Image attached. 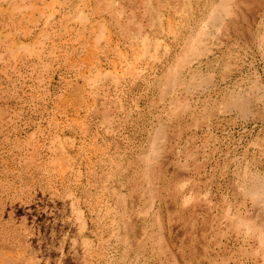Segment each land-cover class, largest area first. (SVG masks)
Wrapping results in <instances>:
<instances>
[{"label":"rangeland","instance_id":"374dc122","mask_svg":"<svg viewBox=\"0 0 264 264\" xmlns=\"http://www.w3.org/2000/svg\"><path fill=\"white\" fill-rule=\"evenodd\" d=\"M142 1L116 4L130 14L133 32L140 22L151 36L156 48L146 50L95 0H76L74 10L66 0L0 1V240L15 249L13 264L264 259L262 251L250 252L260 245L258 234L246 235L231 220L239 212L264 222L238 182L264 178V0L220 37L214 61L229 63L226 77L220 63L212 70L214 88L187 97L192 104L215 101L237 82L254 81V113L221 110L208 119L200 115L197 125L188 115L170 121L162 113L156 78L179 50L182 38L173 30L186 13L199 14L206 0H159L162 13L153 28ZM18 44L27 46L15 55ZM160 123L168 138L163 158L150 163L148 193L138 154ZM154 246L164 253L157 257Z\"/></svg>","mask_w":264,"mask_h":264},{"label":"bare ground","instance_id":"6f19581e","mask_svg":"<svg viewBox=\"0 0 264 264\" xmlns=\"http://www.w3.org/2000/svg\"><path fill=\"white\" fill-rule=\"evenodd\" d=\"M0 1H6L8 3H11V2L15 3L16 0H0ZM48 1H50V0H48ZM95 1L97 2V4L100 7H103V8L105 7L104 10H106L108 13H110L112 15V19L114 21H116V22L118 21L119 26H121V25L127 26L129 33L131 32L130 34L134 36L133 38L135 40L137 38H139L138 41L142 43L145 50L147 47H152V46L154 48H156V45H154L153 42L151 41V39L149 38L151 36H149L148 33L146 34V32H145V34H143L144 32L142 33V29H141L142 25L140 22H139V26H138L139 28L138 27H137L138 29L136 28L137 31L133 32V29L129 27V25L131 23V18L129 16L130 14L123 7L117 8V4H116L117 0L116 1L115 0H95ZM177 1L182 2V0H177ZM52 2H54V0H52ZM57 2H59V1H57ZM66 2H67V6H69L72 10H74L75 7L77 8V6L79 5L76 2V0H66ZM72 2H74L76 4H74ZM142 3H143V8H144L143 14L146 16H148V15L150 16L151 27L152 28L157 27V20L159 18L160 11H161V8L163 6L162 5L163 2L160 3L159 0H155L154 2H153V0H143ZM261 3H262V0H206L202 4L201 12L199 14H197L195 17L193 14L186 13L187 17L182 18L183 19L182 23L179 24L178 27L175 28L172 32V34H175L176 39H178L180 37L182 38V41L180 42V44H178L179 47H177L179 50L176 51L177 53L174 54L175 56H173L170 59V61L167 60L168 62L166 63L167 66H166L165 71L162 72L160 75H158L156 78V83L158 85V90L160 93L159 94L160 97H158V98L160 99V101H163L162 113L164 115H166L170 121L176 120L177 118H179L185 114V115L190 116L193 119L194 124L197 125L198 121H199L198 117L200 115H202L203 118L208 119V118H210V116L213 113L219 112L221 110H226V109L235 110V111H238V112L243 113L245 115L246 114L249 115L250 112H252V114L254 113L253 112L254 110L252 111V107H251V103H252L251 93H252V88L254 87V84H255L254 81H253V83L249 82L248 83L249 85H246V86H243L239 82H237L235 85L233 84L234 85L233 87L228 88L227 90H225L223 92L221 91L222 92V93L220 92L221 96L218 97V95H217V97L219 99L217 98V100H215V101H209L208 100L205 102V100L207 99V97H206V98H203L204 102L199 103L198 102L199 99L198 100L196 99L197 103L192 104L191 100H188L187 97L190 95H193L194 92H196L198 90L207 89V91H208V88H214L212 86L214 85V73L215 72L212 70L213 69L216 70L214 67L220 65V63H221V60L219 62L214 61L217 57L216 56V54H217L216 50L218 48V45H221V42H222L220 40L221 35H229L231 33L234 25H236L235 21L237 19H239L240 17H242V20L248 19L247 17L249 16V14L250 15L252 14V13H250V10L254 9L255 5L256 6L262 5ZM124 4H125V2H124ZM100 7H98V8H100ZM16 9H17V7H16ZM184 9H186V8H184ZM257 10H259V9H257ZM257 10H256V12H257ZM161 13H162V11H161ZM174 13H175V11H174ZM50 17L51 16H48V18H50ZM134 22H136V20ZM160 26H161V29L163 32L164 31L167 32L165 27L161 23H160ZM260 26L262 29H264V12H263V16L261 17V20H260ZM123 28H126V27L123 26ZM155 30H156V28H155ZM262 32H264V31H262ZM130 34H127V35H130ZM262 37L264 38V34H262ZM233 41H234V39H233ZM20 44H22V43H20ZM26 46L27 45H19L18 44V45H16V47H13L12 53L14 52L16 55V53H18V51H19V48L25 49ZM221 46H223V45H221ZM220 48H219V50H220ZM1 55H2V53H1ZM1 55H0V58H1ZM227 55H228V53L225 54L226 57H227ZM228 66H229V63L226 61L221 63L219 71H221L222 76H224V77H226L225 75H227V73L230 71V70H228ZM208 68H211V70L208 71ZM245 83H247V82H245ZM183 93L186 96V98H183V97L180 98V96L183 95ZM202 93H203V91H202ZM226 112H228V111H226ZM165 129L166 128H164L162 123H160L156 127H154L153 130L150 132L149 136H147L146 141L148 140V144L147 145L145 144L141 153L138 154V159H142L140 161L143 162L145 165L143 168V165L141 164L143 172L141 173L142 176L139 175L140 177H142L141 180H143L142 188H143L144 192L149 193L152 190V181H151L150 172H149L150 163L152 161L155 162L156 159L163 158V155H162L163 153H162L161 149L163 148V143L168 138V135L166 134ZM256 144H257V142H256ZM249 175L251 176L252 174H249ZM253 176L254 177H251V178L248 176L249 177L248 181H245L243 179H242V181H238L239 185H240L239 187L243 186L242 187L243 190L240 189L243 192L242 194L245 195V198L247 197L250 199L251 204L254 205V207L259 209V213H258L257 212L258 210L256 208H254V209H256V214L262 215V213H260V212L263 211V214H264V178H262L261 176L260 177H257V176L255 177V175H253ZM137 182H138V180H137ZM156 182H157V180H156ZM240 182L242 183V185L240 184ZM155 184H157V183H155ZM155 187H157V186L155 185ZM137 193H138V191H137ZM135 195H137V194H135ZM147 195L149 196V194H147ZM202 196L205 197L204 194ZM134 197L136 198V196H134ZM192 198L195 199L194 196ZM151 199H153V198L151 197ZM203 200H201V201H203ZM148 201H150V199ZM188 201H186V202H188ZM229 207L230 206H228L227 208H229ZM146 210L148 211V208H146ZM146 210H145V212H146ZM229 210H230V208H229ZM154 211H155V209H154ZM227 212H229V211H227ZM245 212L247 213L246 210H245ZM238 213L232 215L233 218H231V220L233 219L234 227L237 226L238 228H240V227L244 226L245 229H247L246 231L249 232V233L245 232L246 235L250 234L251 236H253L252 238H254L255 235L257 237V234H258V237L260 239L258 237H257V239H259L260 241H258L257 243H258V245L259 244L260 245L257 248L255 247L256 249H254L252 247L254 249V251H250V252L256 253L258 251L259 252L262 251L263 256H264V222H260L259 221L260 218L258 219V216H256V218L253 217L254 218L253 219V218L244 217V215L242 217V216L238 215ZM228 216H230V214H228ZM261 218H262V216H261ZM157 219H159V217H157ZM159 221H160V219H159ZM242 229H243V227H242ZM245 229H244V231H245ZM157 230H156V232H157L156 235L159 239H161L159 241V242H161L162 239H164V238H163V235L161 234L162 233L161 230L160 229H159V231H157ZM152 231H155V229ZM152 231H150V232H152ZM231 231H234V230H231ZM236 231L237 230L235 229V232ZM158 232H160V233H158ZM144 234H146V237H148V238L151 236L149 231H146ZM154 237H156V236L154 235ZM141 239H142V237H141ZM145 239L146 238L143 237V240H145ZM243 239H246V238H243ZM152 240H153V238H152ZM156 240H157V238H156ZM145 241L147 242V239ZM153 245H154V240H153L152 245H150V246H153ZM151 249H153V248H151ZM153 251H155V253L158 254V255H156L157 257L161 254V252L164 253L163 251H161L160 246L159 247L154 246ZM235 253H236V251H235ZM238 253H239V251H238ZM250 255H251V253H250ZM162 256H163V254H162ZM263 256H262V258H263ZM237 259H238V257H237ZM177 261L175 262L176 264H177ZM234 261H235V259H234ZM241 263L242 262H240L239 264H241ZM262 263L264 264V259L262 260ZM262 263L260 262V264H262Z\"/></svg>","mask_w":264,"mask_h":264},{"label":"crops","instance_id":"0c3cea01","mask_svg":"<svg viewBox=\"0 0 264 264\" xmlns=\"http://www.w3.org/2000/svg\"><path fill=\"white\" fill-rule=\"evenodd\" d=\"M0 26H1V20H0ZM8 244H9L8 241L5 240L0 243V264H13V261L18 258L15 249L8 246Z\"/></svg>","mask_w":264,"mask_h":264}]
</instances>
